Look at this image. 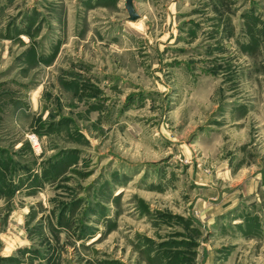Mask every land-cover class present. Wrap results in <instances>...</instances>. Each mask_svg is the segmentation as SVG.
Wrapping results in <instances>:
<instances>
[{
  "label": "rangeland",
  "instance_id": "rangeland-1",
  "mask_svg": "<svg viewBox=\"0 0 264 264\" xmlns=\"http://www.w3.org/2000/svg\"><path fill=\"white\" fill-rule=\"evenodd\" d=\"M132 3L0 0V264H264V0Z\"/></svg>",
  "mask_w": 264,
  "mask_h": 264
},
{
  "label": "water",
  "instance_id": "water-1",
  "mask_svg": "<svg viewBox=\"0 0 264 264\" xmlns=\"http://www.w3.org/2000/svg\"><path fill=\"white\" fill-rule=\"evenodd\" d=\"M126 7H127L128 11H129L131 19H135V18L138 17V14H136V12H135L132 0H127Z\"/></svg>",
  "mask_w": 264,
  "mask_h": 264
},
{
  "label": "built area",
  "instance_id": "built-area-1",
  "mask_svg": "<svg viewBox=\"0 0 264 264\" xmlns=\"http://www.w3.org/2000/svg\"><path fill=\"white\" fill-rule=\"evenodd\" d=\"M30 139H31V142H32V144H33V146H34L35 148H40V147H39L40 144H39V141H38V139L36 138V136H33V137H31Z\"/></svg>",
  "mask_w": 264,
  "mask_h": 264
}]
</instances>
